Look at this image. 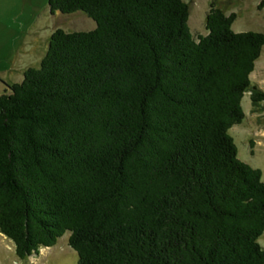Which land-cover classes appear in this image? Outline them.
I'll return each mask as SVG.
<instances>
[{"label": "trees", "instance_id": "obj_1", "mask_svg": "<svg viewBox=\"0 0 264 264\" xmlns=\"http://www.w3.org/2000/svg\"><path fill=\"white\" fill-rule=\"evenodd\" d=\"M212 0H49L89 31L51 34L0 94V232L20 259L67 232L78 264H264V180L230 129L264 90V32ZM252 144V143H251Z\"/></svg>", "mask_w": 264, "mask_h": 264}, {"label": "rangeland", "instance_id": "obj_2", "mask_svg": "<svg viewBox=\"0 0 264 264\" xmlns=\"http://www.w3.org/2000/svg\"><path fill=\"white\" fill-rule=\"evenodd\" d=\"M191 5L189 26L194 38L207 34L206 15L212 0H185ZM237 17L231 28L237 32H264V0H233L228 13ZM97 23L85 12L50 13L49 0H0V94L8 84L21 82L29 67H40L47 52L51 34L57 28L65 31H89ZM252 84L264 90V47L250 75ZM246 92L242 99L245 118L230 129L238 157L260 168L264 180V101L254 104ZM252 143V144H251ZM66 232L51 247H42L25 259H20L11 239L0 232V264H78V254L69 245ZM264 247V234L259 239Z\"/></svg>", "mask_w": 264, "mask_h": 264}, {"label": "crops", "instance_id": "obj_3", "mask_svg": "<svg viewBox=\"0 0 264 264\" xmlns=\"http://www.w3.org/2000/svg\"><path fill=\"white\" fill-rule=\"evenodd\" d=\"M0 79L3 80V82L5 83L4 77L2 75V72H0Z\"/></svg>", "mask_w": 264, "mask_h": 264}]
</instances>
